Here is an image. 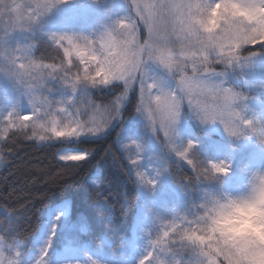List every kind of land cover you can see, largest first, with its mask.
I'll list each match as a JSON object with an SVG mask.
<instances>
[{
    "label": "snow or ice",
    "instance_id": "1",
    "mask_svg": "<svg viewBox=\"0 0 264 264\" xmlns=\"http://www.w3.org/2000/svg\"><path fill=\"white\" fill-rule=\"evenodd\" d=\"M69 2L26 0L20 3L15 18L0 17V22H4L3 36H0V79L10 85L16 98L7 111L0 112L7 127L24 132L26 138L35 139L44 146L59 145L58 152L64 151L68 141L79 140L85 135L102 136L114 121L119 120L122 126L124 101L128 100L129 88L136 83L139 85V102L135 111L147 117L152 131L159 133L157 139L192 170L188 177L177 179L175 176L176 182L185 190L194 189L206 174L192 155L197 142L190 140L186 145L176 142L177 123L185 105L201 124L218 121L229 137H255L264 143V118L251 115L252 122L249 123L245 101L250 97L234 87H225V84L231 85L227 79L230 70L239 69L243 73L253 66L258 55L264 54V0H216V8L209 0H124L120 14L90 34L45 31V23L53 10ZM94 2L99 4L100 0ZM221 5L224 6L222 13L218 10ZM105 11L110 12L111 7ZM137 19L147 29L143 42L139 38ZM221 22L228 43L215 37L214 29ZM198 25L211 34L209 38L200 39L196 35ZM16 32L26 34L23 43L9 41L8 37ZM34 40L49 47L55 45V51L59 53L62 49L63 56L71 51L82 61L79 69L74 72L71 66H66L62 56L59 63H45L44 57L38 61L33 55L31 41ZM129 43L136 49L131 71L128 70ZM249 45L255 46L256 50L245 47ZM153 65L170 75L174 84L165 86L163 77L150 71ZM189 65L193 70L191 75L188 74ZM81 75L91 87L114 89L113 99L103 105L94 103L90 94L82 92L86 88L79 85ZM54 85L70 87L76 93L72 106L51 96ZM121 87L122 91L117 92ZM21 100L30 106V115H21L17 106ZM29 120L32 121L30 124ZM25 129H31V136ZM161 131L162 140L159 138ZM92 154V149L83 148L73 155H60L59 159L86 162ZM131 165L132 169L141 167L140 159L132 160ZM212 166L217 171L224 170L216 164ZM160 171L157 170L156 176ZM145 175L137 171L138 182L154 189L156 177L147 174L149 178L146 179ZM96 197L107 202L101 190L96 191ZM0 215L4 216V223L0 225V231L4 232L0 235V264H21L19 245L28 236L22 233V219L17 218L15 210L4 209ZM193 215L191 208L187 215L161 221L149 249L137 264H180L182 260L188 264L185 237L191 240V236L187 231L181 235L180 229L191 222ZM55 229L53 223L34 264H49ZM219 259H223L224 264H245V257L239 253L236 256L221 253ZM68 264H76V261ZM91 264H98V261L92 260Z\"/></svg>",
    "mask_w": 264,
    "mask_h": 264
},
{
    "label": "rangeland",
    "instance_id": "2",
    "mask_svg": "<svg viewBox=\"0 0 264 264\" xmlns=\"http://www.w3.org/2000/svg\"><path fill=\"white\" fill-rule=\"evenodd\" d=\"M18 2L25 3L26 0H18ZM112 2H114V7ZM123 6L124 0H100L99 4L95 3L94 0H70L68 4L53 10L45 23V31H71L90 34L101 25L110 23L116 15L120 14ZM109 7H111V11H105ZM137 24L140 29L139 38L143 42L147 37V29L143 22L138 19ZM3 27L4 22H0V36H3ZM26 38V34L20 32L8 37L12 43L17 41L23 43ZM39 42V40L31 41L35 59H37L35 50ZM52 46L56 48L55 45ZM245 47L253 48L255 46ZM60 51L62 52V49ZM73 71L76 70L73 69ZM150 71L163 77L162 82L165 86L174 84L171 76L166 75L163 69L153 65ZM227 79L237 90L249 93V113L264 118V54L258 55L253 66L245 69L243 73L239 69L230 70ZM53 87L52 97L59 99L68 95L65 88L59 85ZM100 88L104 87H88L82 89V92L90 94V99L94 103L103 105L92 97V91ZM133 88H137L139 96V85L133 83L128 90V97ZM15 99L10 85L0 79V112L7 111ZM126 102L127 100L124 101V104ZM17 106L22 111L21 115H30V106L26 101L21 100ZM6 115L5 113L4 116ZM31 122V120L28 121L29 124ZM118 122L119 120L114 121L104 134ZM119 126L117 143L128 161L129 170L137 182L140 196L138 214L131 230V236L125 238L117 251L114 252L107 251L102 244L94 246L91 243H86L82 239V233L86 229L85 224L82 225L80 222L71 220L69 218V203L62 202L42 210L43 224L36 237L33 250L30 253H24L22 243L19 245L21 264H34L35 260L39 258V250L45 244L53 223L56 224V229L49 250V264H68L69 261H76V264H91L92 260L98 261V264H137L138 260L149 249L150 240L155 238L154 234L161 221L173 219L190 211L192 204L200 199L201 191L205 188L215 191H220L223 188V190L233 193L243 191L246 170L264 166V145L258 143L255 138L232 139L218 121L201 124L195 114L185 105L177 124L176 142L184 144L188 140H194L197 142L195 152L199 159L204 161L230 159L233 165L231 174L224 179L222 185L217 183L202 184L197 191L198 194L194 197L189 191L171 180L170 162H174L176 166L187 167L192 171L191 168L177 158L174 153L168 151L157 139L159 133L152 131L147 117L136 112L130 120H126L122 126L121 124ZM10 129L14 128L7 127L4 117L0 116V140ZM25 130L31 135V129ZM85 138L96 137L85 135L81 136L79 140ZM159 138L163 139L162 131ZM237 157H239L238 165L236 164ZM0 158L2 157L0 156ZM138 158L141 167L132 169L131 161ZM2 164L3 160L0 159V168ZM158 169L161 170L160 175L156 176ZM137 171L146 174V179L149 178L147 174L155 176L157 179L155 188L140 184L136 176Z\"/></svg>",
    "mask_w": 264,
    "mask_h": 264
},
{
    "label": "trees",
    "instance_id": "3",
    "mask_svg": "<svg viewBox=\"0 0 264 264\" xmlns=\"http://www.w3.org/2000/svg\"><path fill=\"white\" fill-rule=\"evenodd\" d=\"M253 49L256 50L255 47ZM35 55L38 60L44 57L46 63H59L62 52L57 53L54 46L49 47L40 41ZM133 89L122 111L123 123L136 114L139 96L137 88ZM119 91L122 87L117 89ZM113 95L115 90L112 88L92 91L93 99L101 104L113 99ZM120 124L119 121L100 137L68 141V148L59 152L61 146H44L35 139L26 138L24 132L17 129H10L0 140L3 160L0 168V213L4 209L9 212L15 210L17 218L22 219V233L28 235L22 242L24 253H30L35 246L43 224L42 210L62 202L69 203L71 220L85 224L82 239L86 243L102 244L107 251L114 252L125 238L131 236L140 196L128 161L117 143ZM83 148L93 150L86 162L59 159L60 155H73ZM238 161L239 157L237 165ZM170 173L171 180L177 185L175 176L180 179L192 175L187 167L176 166L172 161ZM97 190L103 192L107 202L97 199ZM197 191L189 192L195 197ZM3 223L4 216L0 215V225ZM0 235L4 232L0 231Z\"/></svg>",
    "mask_w": 264,
    "mask_h": 264
},
{
    "label": "clouds",
    "instance_id": "4",
    "mask_svg": "<svg viewBox=\"0 0 264 264\" xmlns=\"http://www.w3.org/2000/svg\"><path fill=\"white\" fill-rule=\"evenodd\" d=\"M209 4L213 8L217 7L216 0H209ZM20 7L21 4L18 0H0V17L15 18L19 14ZM218 10L222 13L224 6H219ZM214 33L216 39L228 43L224 39L223 22L214 29ZM196 35L200 39H207L211 34L205 31L202 25H198ZM68 47L71 49V44ZM135 51V47L129 43L127 48L130 63L129 71L135 65ZM62 60L66 66H71L75 70H78L80 63H82L80 58L71 51L67 56L62 55ZM192 71L191 68L188 69V74L191 75ZM176 80L179 83V79L176 78ZM79 85L81 88L91 87L83 75L79 78ZM225 87L233 86L232 84H225ZM66 90L68 95L57 100L62 101L66 106H72L76 100V93L70 87ZM235 90L249 96L246 91L236 88ZM172 95L175 96V93ZM248 101L249 99L245 101L247 105ZM55 115L61 114L55 113ZM247 115L249 116V123H251L252 114L247 113ZM230 138L243 139V137L239 139ZM189 141L184 144L186 145ZM256 141L260 143L257 139ZM260 144L264 145V143ZM195 148L196 146L192 150L193 158L199 168L206 171V174L194 189L189 188L186 191H195L205 183L222 185L224 179L232 172V161L230 159L201 160L196 155ZM213 164L224 170L217 171L212 166ZM192 212L194 215L191 222L184 224L180 229L181 235L187 231L191 236V240L185 237L189 250L188 264H224L223 259L217 260L221 253L232 256L239 253L245 257V264H264V166L246 170L245 188L241 192L233 193L225 191L223 188L220 191L209 188L203 189L200 199L192 204ZM181 215H187V213ZM178 227L180 226L178 225ZM180 264H184V261L182 260Z\"/></svg>",
    "mask_w": 264,
    "mask_h": 264
}]
</instances>
